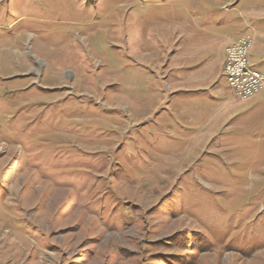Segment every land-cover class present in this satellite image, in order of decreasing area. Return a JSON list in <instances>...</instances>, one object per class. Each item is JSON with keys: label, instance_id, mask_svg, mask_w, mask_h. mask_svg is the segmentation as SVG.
I'll return each instance as SVG.
<instances>
[{"label": "rangeland", "instance_id": "rangeland-1", "mask_svg": "<svg viewBox=\"0 0 264 264\" xmlns=\"http://www.w3.org/2000/svg\"><path fill=\"white\" fill-rule=\"evenodd\" d=\"M245 36L264 74V0H0V264H264Z\"/></svg>", "mask_w": 264, "mask_h": 264}, {"label": "built area", "instance_id": "built-area-1", "mask_svg": "<svg viewBox=\"0 0 264 264\" xmlns=\"http://www.w3.org/2000/svg\"><path fill=\"white\" fill-rule=\"evenodd\" d=\"M253 41L243 37L225 48L224 77L239 101L251 100L264 92V74L250 68Z\"/></svg>", "mask_w": 264, "mask_h": 264}, {"label": "crops", "instance_id": "crops-1", "mask_svg": "<svg viewBox=\"0 0 264 264\" xmlns=\"http://www.w3.org/2000/svg\"><path fill=\"white\" fill-rule=\"evenodd\" d=\"M228 47V46H227ZM226 48V47H225ZM251 53V52H250ZM223 54H224V48H223ZM224 62H225V54L223 55V58H222V60H221V67H220V69H221V71H222V73H223V75H224V69H223V66H224ZM218 90V85H214V83H213V85L211 84L210 85V87H209V91L210 92H215V91H217ZM263 94V93H262ZM262 94H261V96H262ZM264 95V94H263ZM257 98L258 97H256V98H254V99H252V100H250V101H255V100H257Z\"/></svg>", "mask_w": 264, "mask_h": 264}]
</instances>
